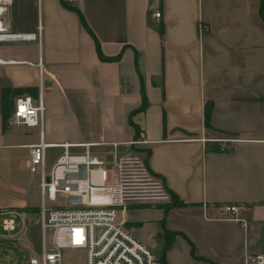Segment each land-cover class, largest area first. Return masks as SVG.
<instances>
[{"label":"crops","instance_id":"0c3cea01","mask_svg":"<svg viewBox=\"0 0 264 264\" xmlns=\"http://www.w3.org/2000/svg\"><path fill=\"white\" fill-rule=\"evenodd\" d=\"M10 20L41 36L0 42V55L42 66L0 63V209L41 218L30 157L42 138L56 143L49 171L61 143L107 151L144 130L149 167L181 202L130 204L125 226L167 264H259L249 256L264 254V0H13ZM25 94L43 99L42 125L13 122Z\"/></svg>","mask_w":264,"mask_h":264},{"label":"built area","instance_id":"2783aa9c","mask_svg":"<svg viewBox=\"0 0 264 264\" xmlns=\"http://www.w3.org/2000/svg\"><path fill=\"white\" fill-rule=\"evenodd\" d=\"M74 2L75 0H64ZM13 0H0V42L13 40H36L41 36V25L37 31L19 32L12 29L10 7ZM160 21L162 10L152 12ZM206 28L200 23V29ZM27 62L30 60L5 58L0 63ZM45 104L42 98L35 100L30 94L19 95L15 100L13 122L18 125L37 126L44 120ZM148 142L144 130L129 141L108 142L107 151L94 146L104 141L64 142L63 153L49 171L45 170L46 149L56 143L42 138L31 146L32 171L41 172L43 202L41 206L42 250L30 255L31 264H62L63 248H83L85 264H165L154 249L139 239L120 219L121 209L130 204H152L167 202L171 193L164 178L149 167L147 157L140 149ZM107 143V142H106ZM127 145L126 148L122 146ZM71 146H82L79 151ZM58 196L66 203L49 204ZM227 208L237 212L239 206ZM28 214L24 210L0 209L1 229L19 231L28 225ZM51 233V246L47 235ZM251 261L264 264V254L249 256Z\"/></svg>","mask_w":264,"mask_h":264},{"label":"rangeland","instance_id":"374dc122","mask_svg":"<svg viewBox=\"0 0 264 264\" xmlns=\"http://www.w3.org/2000/svg\"><path fill=\"white\" fill-rule=\"evenodd\" d=\"M171 200V199H170ZM169 200V201H170ZM67 199L58 196L49 204L66 203ZM5 231L0 234V264H31L30 255L42 250V224L39 212L20 231ZM3 234V235H2ZM48 246H51L52 236L48 232ZM62 264H85V250L83 248H63Z\"/></svg>","mask_w":264,"mask_h":264},{"label":"trees","instance_id":"16d2710c","mask_svg":"<svg viewBox=\"0 0 264 264\" xmlns=\"http://www.w3.org/2000/svg\"><path fill=\"white\" fill-rule=\"evenodd\" d=\"M81 17H82L83 23L89 28V26H88V24H87V22H86V20H85V18H84V16L82 14H81ZM163 90H165L164 87H163ZM144 105H145V103H144ZM210 112H211V106L207 105L206 106V124H208V125L210 124ZM213 142H214V145H215L216 149H219V150H221V149H225V150L230 149V148H226V147L222 146L220 140H213ZM168 189H169V187H168ZM169 191L171 193V200L167 201V202H163V203H158L157 204V205L164 206L165 210H167L171 205L181 202V200L178 198V196L173 191H171V189H169ZM139 205H149V204H139ZM32 211H34L35 213H38V212L40 213V208L32 209ZM171 235H173V233H171ZM168 245H169V241L166 242V244L164 246V250H166ZM159 257H160V259H162V261H164L165 264H167L166 261L164 260L163 255H161Z\"/></svg>","mask_w":264,"mask_h":264}]
</instances>
